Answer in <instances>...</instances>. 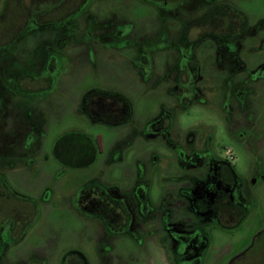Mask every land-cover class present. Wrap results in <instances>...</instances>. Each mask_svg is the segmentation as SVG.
I'll return each mask as SVG.
<instances>
[{"label": "rangeland", "instance_id": "rangeland-1", "mask_svg": "<svg viewBox=\"0 0 264 264\" xmlns=\"http://www.w3.org/2000/svg\"><path fill=\"white\" fill-rule=\"evenodd\" d=\"M178 1L23 0L0 264H264V0ZM222 161L242 186L215 210L242 215L220 222L197 199Z\"/></svg>", "mask_w": 264, "mask_h": 264}, {"label": "flooded vegetation", "instance_id": "flooded-vegetation-1", "mask_svg": "<svg viewBox=\"0 0 264 264\" xmlns=\"http://www.w3.org/2000/svg\"><path fill=\"white\" fill-rule=\"evenodd\" d=\"M9 1L6 10L0 17L3 18H5L6 16L12 17L15 20L14 22H16V25H15V29L13 28L11 31L8 29L5 35L0 36V53L2 55L3 54L5 55V61L0 66L4 68L16 67L17 69L19 68L21 69L25 65V61L23 59L24 57L21 54V50H19L20 46L22 45L21 39L24 38L25 33L28 32V30L36 26V17L33 19H29V18L27 19V17H25V13L23 10V0H9ZM164 1L167 2V0ZM181 1L183 0H179L178 3ZM12 11L13 13H11ZM70 15L71 13H69V16ZM64 18L60 19L59 17L58 19H60L59 21H63ZM14 32L15 34H13ZM8 79L10 78H7V80ZM0 80L1 82H4L3 78ZM16 82H17L16 83L17 87H22L25 84V80L22 77L17 78ZM222 163H223L222 164L223 173H222V169L218 173L219 170L218 167L216 169H213L211 188H208L207 191H205V193L197 199L200 201L202 200L200 203L203 204V208H204L203 213H207L209 217L218 218L220 222H222V220L228 221V219L230 217L232 218L233 215H235V217L242 215L240 213L242 209L240 208L237 209V206L232 207L231 205H229L222 211L215 210L216 203H218L217 200L215 201V199H218V196L223 197L224 195H226L233 200L235 199L234 195L236 193L235 192L236 189L242 186L239 180V176L233 165L226 161H222ZM206 198H208V201L206 200ZM197 202L199 203V201Z\"/></svg>", "mask_w": 264, "mask_h": 264}]
</instances>
